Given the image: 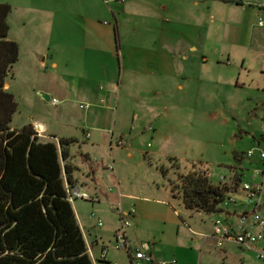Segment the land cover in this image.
I'll list each match as a JSON object with an SVG mask.
<instances>
[{
    "label": "rangeland",
    "instance_id": "1",
    "mask_svg": "<svg viewBox=\"0 0 264 264\" xmlns=\"http://www.w3.org/2000/svg\"><path fill=\"white\" fill-rule=\"evenodd\" d=\"M244 1H247V9L239 12L249 20L254 10V18L250 19L256 32H261L254 42L258 58L261 57L256 61L264 63V0ZM0 2L10 5L7 37L18 45V60L11 69L13 75L8 76L5 83V90L14 94L17 103L12 125L21 128L28 122L40 120L55 126L59 131L56 137L76 138L69 152L79 167L75 172L77 187L97 199L76 198L70 203L87 243L98 240L92 254L98 257L100 250L107 247V258L112 260L94 264L127 261L125 254L113 247L112 228L119 224V208L135 209V206L133 203L120 206V194L164 200L169 213L154 202L149 219L143 225L157 231L165 230L169 242L202 239L197 233L208 232L209 220L214 214L186 210L179 195L173 197L170 183L176 182L178 174L200 169L206 171L214 184H231L236 179L237 190L229 194L235 202L226 198L220 205L249 214L255 210L256 199L247 198L242 185L264 182L263 174L253 178L256 170L264 171L258 158L260 148H264L263 90L253 89L248 84H228L224 78L221 81L208 80L207 71L197 63L200 59L198 52L192 54L197 63L192 75L185 81L178 79L177 85L181 84L182 89L175 88L169 97L144 91L138 100L139 97L130 95V88L126 91L123 86L119 105L115 101L120 97V90L111 95L99 92L96 106L106 108L111 114L92 116L87 113L91 108L81 109L80 105L86 106L89 102L78 91L91 85L77 78L59 79L61 74L78 72L81 66H85L87 55L80 54V47L85 43L84 31L91 25L98 30H108L112 34V45H115L114 25L117 24L119 43L120 35H123L126 44L125 39L132 36L136 27L141 32L151 28L152 22L135 14H123L122 3L116 0ZM259 21L261 25H258ZM112 60L116 66L117 58ZM54 62L58 63L57 68L52 67ZM101 85L103 83L98 87ZM42 94L49 95L51 100L57 99L59 103L53 105L43 99ZM149 107L154 108L153 117L147 122L144 119L136 122V116L148 114ZM98 126L106 128L105 133L112 141L111 148L107 143L100 151L87 146L83 139L85 133ZM119 138H122L123 146L118 147L115 141ZM248 150L254 151L253 157H247ZM85 153H89L90 162H86ZM112 160L114 172L107 170ZM173 163H177L178 168ZM160 167L167 170L165 175ZM173 211L178 214L173 215ZM257 211L264 218V192ZM99 220L102 222L100 226ZM132 229V226L127 229L129 236ZM240 252L235 249L231 264L238 263ZM245 255V264H260L254 255Z\"/></svg>",
    "mask_w": 264,
    "mask_h": 264
},
{
    "label": "crops",
    "instance_id": "2",
    "mask_svg": "<svg viewBox=\"0 0 264 264\" xmlns=\"http://www.w3.org/2000/svg\"><path fill=\"white\" fill-rule=\"evenodd\" d=\"M246 4L247 1L244 0H125L121 4V12L125 15L142 16L152 22V27L141 32L136 27L132 31V36L125 39L126 44L123 42V35H120V55H118L116 45H112L111 32L98 30L91 25L84 31L85 43L80 47L82 50L80 54L87 55V60L84 61L85 66H81L78 72L63 73L59 79L66 81L67 78H77L84 84L91 85V87L79 88L78 91L83 93L89 102V105L81 109L91 108L87 113L96 117L101 114H111L106 108L96 106L99 92L105 91L106 94L111 95L120 90V97L115 101L117 105L120 102L123 86L126 91L130 88V95L139 97L138 100H141V94L144 91H152L167 98L175 88L182 89L181 84L177 85L178 79L185 81L191 76L193 66L197 63L207 71L208 80L221 81L224 78L228 84H241V86L248 84L253 89L264 91V63L256 61L261 57L258 58L257 46L254 44L261 32L255 30L252 20L255 15L254 10L250 17L252 19L249 18V20L244 13L239 12L247 9ZM198 52L200 59L196 63L192 54ZM114 58L118 60L116 66L112 60ZM57 66V62L52 63L53 68ZM11 75L13 74L9 76L12 77ZM53 80L52 78V82ZM99 83H103L105 87L103 85L98 87ZM44 90L50 93L49 90ZM11 94L14 97V94ZM47 101L51 103L50 96ZM149 108L148 114L136 116V122L140 123L142 119L147 122L153 117L152 109L154 108ZM34 122L42 124L45 128L44 135L39 138L42 142L52 141L58 145V139L61 137L76 140L75 137L65 135L56 137L59 131L55 126L40 120L28 122L25 125H32ZM115 122L116 114L114 124ZM10 127L20 129L13 127L12 120ZM105 129L98 126L93 131L85 133L83 139L87 141L89 148L100 151L106 143L111 148L112 141L110 137L108 139ZM118 141H122V144H117ZM115 145L123 146L122 138L117 139ZM85 156L86 162H90L89 153H85ZM70 162L76 166L77 170L79 169L72 159ZM262 164L264 165V162ZM88 167L92 170L91 165ZM75 172L73 173V187L78 186ZM262 174L264 175V171ZM80 184L85 185L86 183L81 182ZM120 197V206H125V204V207L131 206L132 203L135 206L131 225L133 229L130 236L128 235L129 244L135 247L141 243H147L153 258L163 260L165 264H231L235 249L241 251L237 264H245V254L249 253L256 257L253 249H247L234 243L226 242L218 247L212 236L211 221L214 218H221L234 224L237 216L245 213L243 211H238L236 208L231 210L219 205V211L214 213L209 220L208 232L197 233L202 239L190 238L183 241L178 239L177 232L178 240L169 242L165 237V230L157 231L143 225V222L149 219L154 202L163 206L165 213H169L170 210L164 200L148 199L131 194H120ZM94 198L97 199V196ZM255 205L256 202L254 207ZM129 210L124 209L123 211ZM174 214H178L177 211H173ZM75 216L79 224L76 213ZM79 226L82 230L80 224ZM116 226L112 228V236ZM97 241L96 239L91 243L86 241V245L91 246L89 256L93 264L100 261L91 257H95L92 250ZM257 247H261V244L258 243ZM111 261L107 258L104 262L110 263ZM260 264L264 262L260 260Z\"/></svg>",
    "mask_w": 264,
    "mask_h": 264
},
{
    "label": "trees",
    "instance_id": "3",
    "mask_svg": "<svg viewBox=\"0 0 264 264\" xmlns=\"http://www.w3.org/2000/svg\"><path fill=\"white\" fill-rule=\"evenodd\" d=\"M9 12L10 5L0 2V264H93L66 195L77 170L69 152L76 140L61 137L57 145L40 141L30 124L10 127L17 104L4 83L18 45L7 37ZM114 38L118 51L117 24ZM237 186L236 179L214 184L205 170L194 169L178 174L170 191L186 210L211 215Z\"/></svg>",
    "mask_w": 264,
    "mask_h": 264
},
{
    "label": "built area",
    "instance_id": "4",
    "mask_svg": "<svg viewBox=\"0 0 264 264\" xmlns=\"http://www.w3.org/2000/svg\"><path fill=\"white\" fill-rule=\"evenodd\" d=\"M120 3L125 0H116ZM262 23L259 21L258 23ZM51 103L57 105L59 101L52 99ZM81 108L86 106L80 105ZM33 132L38 138L42 137L45 133V128L42 124L34 122L32 125ZM117 144H122V141H118ZM247 157L251 158L254 155L253 150H248L246 153ZM258 158L264 162V148L259 150ZM107 170L110 172L115 171V166L112 163L107 165ZM263 172L258 170L253 174V178L261 175ZM242 190L245 191L247 198L256 199L255 210L252 213H241L237 216L234 224L228 223L221 218H214L211 221L212 236L216 240V245L221 247L224 243H234L238 246L253 249L256 252V257L264 262V218L258 213V204L261 201L262 193L264 192V182L256 183H244ZM66 195L69 201L81 198L85 200H95L94 197L90 196L84 191H80L79 187L66 186ZM230 199V197L228 198ZM234 202V199H230ZM119 224L113 231L114 249L122 251L127 259L126 263L114 262L113 264H165L163 260H156L153 258L149 245L147 243H141L135 247H132L128 241L127 229L132 225V217L135 214V209L132 207L129 211L124 212L119 208ZM102 222L99 220L98 225ZM260 243L261 247H257ZM87 252L91 255V246H87ZM108 249L103 247L100 250L98 257L91 256L94 260L105 261L107 259Z\"/></svg>",
    "mask_w": 264,
    "mask_h": 264
},
{
    "label": "water",
    "instance_id": "5",
    "mask_svg": "<svg viewBox=\"0 0 264 264\" xmlns=\"http://www.w3.org/2000/svg\"><path fill=\"white\" fill-rule=\"evenodd\" d=\"M43 99H45L46 101L49 99L48 95L42 94Z\"/></svg>",
    "mask_w": 264,
    "mask_h": 264
}]
</instances>
